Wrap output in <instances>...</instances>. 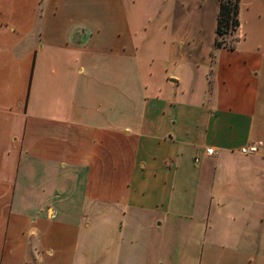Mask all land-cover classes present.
I'll use <instances>...</instances> for the list:
<instances>
[{"label": "crops", "instance_id": "obj_1", "mask_svg": "<svg viewBox=\"0 0 264 264\" xmlns=\"http://www.w3.org/2000/svg\"><path fill=\"white\" fill-rule=\"evenodd\" d=\"M195 1L0 0V264H264V0Z\"/></svg>", "mask_w": 264, "mask_h": 264}, {"label": "trees", "instance_id": "obj_2", "mask_svg": "<svg viewBox=\"0 0 264 264\" xmlns=\"http://www.w3.org/2000/svg\"><path fill=\"white\" fill-rule=\"evenodd\" d=\"M239 0H218V10L215 21V39L213 48H228L233 47V43H222L226 36L236 31L238 23ZM234 41V40H233Z\"/></svg>", "mask_w": 264, "mask_h": 264}, {"label": "built area", "instance_id": "obj_3", "mask_svg": "<svg viewBox=\"0 0 264 264\" xmlns=\"http://www.w3.org/2000/svg\"><path fill=\"white\" fill-rule=\"evenodd\" d=\"M238 153L242 156H253L257 154L264 155V141L257 140L254 142H250L238 149ZM206 155L212 154V149L205 150Z\"/></svg>", "mask_w": 264, "mask_h": 264}, {"label": "rangeland", "instance_id": "obj_4", "mask_svg": "<svg viewBox=\"0 0 264 264\" xmlns=\"http://www.w3.org/2000/svg\"><path fill=\"white\" fill-rule=\"evenodd\" d=\"M200 1V0H199ZM208 2V1H207ZM247 2H248V0H242V8H243V10H244V16H247V14H248V12H247V7H248V5H247ZM195 3L197 4L198 3V0L197 1H195ZM236 35H235V32H233V33H231L230 35H228V36H226L225 37V39H224V41L222 42V43H228V42H230V43H232L233 42V40H235L236 39V37H235ZM124 223V222H123ZM128 223V222H127ZM127 224H125V226H126ZM125 239H128V238H125ZM132 239H134L133 241V243L134 244H136V245H138V246H142V241L141 240H139V238L137 239V238H132ZM129 240H131V238H129ZM127 241L128 240H126V241H124L123 243L124 244H126L127 243Z\"/></svg>", "mask_w": 264, "mask_h": 264}]
</instances>
